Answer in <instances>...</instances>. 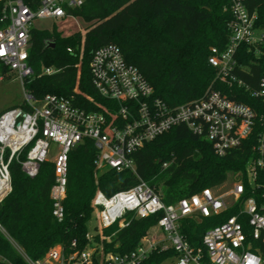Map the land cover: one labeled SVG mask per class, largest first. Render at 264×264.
I'll list each match as a JSON object with an SVG mask.
<instances>
[{"label": "built area", "instance_id": "obj_1", "mask_svg": "<svg viewBox=\"0 0 264 264\" xmlns=\"http://www.w3.org/2000/svg\"><path fill=\"white\" fill-rule=\"evenodd\" d=\"M1 1V0H0ZM85 0H41L32 9L22 0H5L0 19V61L17 73L24 90L23 106L0 114V204L12 191L10 165L16 161L22 171L35 178L43 163L51 157L54 183L50 190L52 215L65 218L69 155L84 139L97 149L98 168L116 171L135 170L134 153L147 142L184 125L195 135L204 137L217 156H225L240 147L254 132L257 142L254 156L246 164V181L238 180L226 195L205 188L175 204H166L146 182L106 196L97 190L93 205L100 228L115 223L128 225V214L147 218L161 214L158 227L163 239L142 240L129 253L100 255L99 264H142L153 251H173L174 264H264V212L258 191L264 197V69L256 84L243 74H253L240 64V48L246 45L264 66V27L257 25L258 13L250 8L252 0H231L232 14L226 47L211 48L209 64L220 83L236 88L256 100L254 105L231 91L208 90L199 99L170 106L154 96V89L141 71L126 62L120 48L104 45L93 53L90 70L96 91L112 103L97 111H87L69 98L46 95L36 99L24 88V79L33 76L28 64L31 46L30 29L36 19L63 18L68 9L81 7ZM247 54V53H246ZM249 55V54H248ZM53 69H45L51 74ZM92 101V99H90ZM243 198V196H245ZM231 197V202L227 201ZM240 204L237 214L210 228L203 236L202 248H195L182 234L180 221L186 217L209 218ZM0 232L22 256L25 264H94L96 250L86 248L67 255L62 246L52 248L43 258L32 259L7 233L0 222ZM86 237L92 239V233ZM76 247V242L72 243ZM2 264H13L0 256Z\"/></svg>", "mask_w": 264, "mask_h": 264}, {"label": "trees", "instance_id": "obj_2", "mask_svg": "<svg viewBox=\"0 0 264 264\" xmlns=\"http://www.w3.org/2000/svg\"><path fill=\"white\" fill-rule=\"evenodd\" d=\"M22 1L32 9L41 3V0ZM230 1L85 0L81 7L67 11L86 22L85 34L78 31L64 36L56 29H30L28 64L34 74L24 79V88L38 100L49 94L63 96L87 111L112 105L96 91L90 62L95 50L114 44L120 48L126 62L136 66L152 85L154 96L170 106L199 99L208 90L228 94L237 92L245 102L254 105L256 100L248 92L231 90L220 83L208 61L212 47L223 49L227 45L232 20L228 9ZM4 5L5 0H1L0 19ZM250 8L258 13L257 25L264 27V0H252ZM2 26L0 21V28ZM241 53L240 64L250 67L253 74L252 77L245 73L243 76L256 84L264 66L252 62L256 57L248 46L242 45ZM48 68L54 72L44 73ZM0 69L3 73L10 70L1 61ZM15 107L18 105L10 108ZM256 142L257 132H254L240 147L221 157L214 153L208 140L180 125L147 142L134 153L135 170L116 171L97 167V149L86 138L69 155L65 218L62 221L52 215L50 190L54 183V163L46 161L39 174L30 178L14 161L10 165L12 191L0 204V222L32 259L43 258L56 246H62L67 255L96 247L94 264H99L97 251L100 247L104 254L135 250L149 229L158 225L161 214L147 218L128 214L127 226L120 227L117 222L104 228V238L95 228L92 239H88L86 235L90 232L89 222L95 211L93 199L97 190L112 196L144 181L164 203L175 204L205 188L215 189L223 185L229 173L237 181H246V164L254 156ZM263 177L264 173H260L259 179ZM258 194L259 203L263 205L262 192L258 191ZM239 205L209 218H183L181 232L195 248H202L204 234L237 214ZM261 208L264 212V207ZM73 242L76 247L72 246ZM0 256L13 264H25L1 232ZM174 256L173 251H153L142 264H163L166 260L174 264Z\"/></svg>", "mask_w": 264, "mask_h": 264}, {"label": "rangeland", "instance_id": "obj_3", "mask_svg": "<svg viewBox=\"0 0 264 264\" xmlns=\"http://www.w3.org/2000/svg\"><path fill=\"white\" fill-rule=\"evenodd\" d=\"M32 26L39 30L52 31L53 29H56L58 32L62 33V35L68 36L78 31H81L82 34H85V28L87 24L81 17L69 15L63 18L36 19L32 23ZM23 102V85L17 73L12 70H8L7 72L3 73L0 69V113L10 108L11 106H20ZM48 161L53 163V158L51 157ZM236 181L237 180L235 179V176L232 173H229L228 180L223 185L213 190L217 194L226 195L232 190ZM226 198L227 201L231 202L230 196H227ZM95 228H97V232L102 235L103 229L100 228L97 211H94L89 222V230L91 233L96 232ZM157 229V225L151 227L145 238L152 239L155 238V236H160ZM101 238H104V236L102 235ZM94 249L96 250V247ZM102 252L104 253V251L100 247L97 251V256L99 258ZM169 263L170 260H166L163 264Z\"/></svg>", "mask_w": 264, "mask_h": 264}, {"label": "crops", "instance_id": "obj_4", "mask_svg": "<svg viewBox=\"0 0 264 264\" xmlns=\"http://www.w3.org/2000/svg\"><path fill=\"white\" fill-rule=\"evenodd\" d=\"M157 228H158L157 230H158V233H159L160 236H155V238L161 240V239H163V233H162V231L160 230V228L158 227V225H157ZM158 233H157V234H158Z\"/></svg>", "mask_w": 264, "mask_h": 264}]
</instances>
